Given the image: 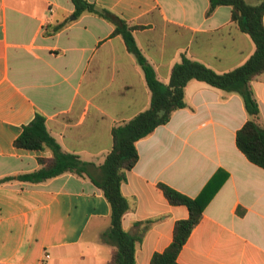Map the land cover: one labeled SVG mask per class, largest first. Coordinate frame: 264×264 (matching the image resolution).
Instances as JSON below:
<instances>
[{
    "label": "crops",
    "instance_id": "1",
    "mask_svg": "<svg viewBox=\"0 0 264 264\" xmlns=\"http://www.w3.org/2000/svg\"><path fill=\"white\" fill-rule=\"evenodd\" d=\"M87 1L136 27L135 44L163 84L182 56L222 74L255 49L229 6L208 15V0ZM73 13L71 0H0V264H106L114 249L104 240L110 206L87 177L2 181L51 157L13 145L35 114L63 151L97 167L112 148V128L149 107L143 72L113 25ZM250 87L264 126V72ZM184 102L135 143L137 162L120 187L128 204L122 228L138 238L135 264H150L188 216L158 185L195 198L210 181L219 187L177 263L264 264V169L235 144L248 119L243 101L191 80Z\"/></svg>",
    "mask_w": 264,
    "mask_h": 264
},
{
    "label": "trees",
    "instance_id": "2",
    "mask_svg": "<svg viewBox=\"0 0 264 264\" xmlns=\"http://www.w3.org/2000/svg\"><path fill=\"white\" fill-rule=\"evenodd\" d=\"M71 2L75 17L83 13L93 14L113 25V35L121 36L127 51L133 54L143 72L150 92L149 107L129 121L112 128V148L103 163L97 167L82 161L77 155L63 151L49 134L45 118L35 114L33 119L23 126L13 145L25 150H49L51 157L38 159L40 167L33 172L5 177L2 181L17 180L35 184L63 173L87 177L102 191L110 206V228L104 240L111 242L114 249L106 264H135V245L138 238L122 228V219L128 204L121 194L120 187L125 181L126 172L137 162L135 143L158 126L166 124L174 111L185 106L184 88L189 81L203 82L241 97L248 119L236 132L235 144L249 162L264 169V126L259 119L258 105L250 87L251 81L264 72V0H208V15L220 6L230 7L231 20L251 38L255 46L254 52L241 66L222 74L182 56L172 67L167 84L157 79L153 68L136 46L132 35L135 26L128 25L117 15L106 9H99L87 0ZM62 26L63 24H60L55 29L58 30ZM92 168H96L98 174L92 173ZM219 184L215 185L210 181L195 198H189L164 184L158 185L167 202L173 206H184L188 216L175 222L171 243L163 252L154 253L150 264H178L176 260L181 248L200 222L202 212Z\"/></svg>",
    "mask_w": 264,
    "mask_h": 264
}]
</instances>
